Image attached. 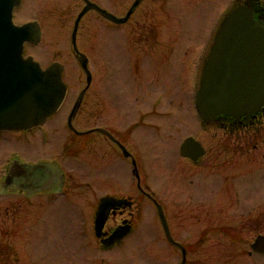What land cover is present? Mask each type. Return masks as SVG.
<instances>
[{"label": "flooded vegetation", "instance_id": "flooded-vegetation-1", "mask_svg": "<svg viewBox=\"0 0 264 264\" xmlns=\"http://www.w3.org/2000/svg\"><path fill=\"white\" fill-rule=\"evenodd\" d=\"M81 1L71 45L75 22L85 6ZM135 1L121 5L110 0V11L99 6L118 19L129 14L124 23H112L91 10L76 32L77 45L83 21L92 13L110 29L123 28L124 59L111 47L114 54L108 62L101 49L94 60L87 56V71L79 65V71L70 73L64 67L66 95L58 111L39 127L0 132V139L6 135L12 140V150L0 147V221L34 223L53 211L79 224L74 234L88 238L91 254L119 250L125 239L146 235L156 239L158 264H264V254L252 248L264 236L259 213L254 209L235 215L226 209L228 201L239 204L238 184L259 169L255 166L258 136L249 133H257L264 122V105L256 115L240 119L220 116L210 123L199 119L200 125L217 124L228 133L215 142L209 135L208 146L189 134L173 150L176 136L169 140L165 135L170 122L165 124L169 112L163 108H195L203 69L224 19L246 6L255 20L264 23V0H143L133 8ZM99 28L97 24L94 29L97 45ZM116 66L130 82L128 104L105 86L106 75ZM187 138L202 149L201 155L193 153L195 159L181 154ZM154 170L158 181L149 183L148 172ZM127 173L130 183L122 180ZM103 198L122 203L109 209L101 231L104 236L98 239L95 217ZM213 205L218 208L215 212ZM148 208L155 212V232L144 229ZM117 229L126 235L104 247L101 241ZM22 233L0 231V258L13 248L4 239Z\"/></svg>", "mask_w": 264, "mask_h": 264}, {"label": "rangeland", "instance_id": "rangeland-1", "mask_svg": "<svg viewBox=\"0 0 264 264\" xmlns=\"http://www.w3.org/2000/svg\"><path fill=\"white\" fill-rule=\"evenodd\" d=\"M91 1L106 10L110 11L112 9L110 0ZM118 2L123 5L126 2H131V0H118ZM82 6L83 2L81 0H23L21 6L14 12V23L19 25L30 21H38L42 28L40 43L36 46L26 45L25 56L33 57L42 68L48 67L53 62H59L65 67L67 72L75 73L79 71L80 67L70 44V33L73 21ZM179 6L180 10L183 11L184 6L182 4ZM118 15L123 14L119 12ZM83 23L84 25L80 30V39L77 42L78 51H83L90 60H94L98 53L97 49H101L103 59L108 62L114 54L112 51L110 52L112 47V49H116L117 53H120V56H123L121 59H124V54L122 55L121 51L122 44H120L123 28L110 29L105 22L96 19L93 13L85 18ZM97 24L100 27L98 45L94 40V29ZM189 24L190 19L187 25ZM115 59L116 56L114 61ZM119 60L120 57L117 61L119 62ZM73 80L75 81V79ZM105 86L109 87V90L121 102L125 101L128 104L127 93L130 82L128 78L123 77L117 66L113 68L110 74L106 75ZM71 87H73V90L78 89L75 83ZM153 94L151 93L150 96ZM163 108L169 112V117L165 119V124L167 123L166 120L170 122V129H167L165 135L169 136V140H171L172 136H176L175 143L172 144V150L175 149L178 140L189 134L200 137L204 146H208L209 135L212 136L215 142L218 138L228 133L217 124L210 126L200 125L193 106L181 111H178L176 107V110L173 109L174 107L163 106ZM176 127L179 129L178 133L174 130ZM87 128H91V126ZM259 128L257 133H249L251 136H258L259 148L256 150L255 159L259 160V163L255 164V166L259 167V169L255 174L250 175L249 178L238 184L240 185L237 187L239 188V204L236 206L234 204L230 205V201H228L226 209L235 215H247V212H253L255 209V212L259 213L261 231H264V122L261 123ZM1 137L3 139H0V141L4 142L0 147L3 146V150L6 152L12 150V144L9 143L12 140L7 138L8 136L6 135ZM154 171L152 174L148 172L149 183L158 181L157 172L156 170ZM102 179L103 177H101ZM122 180L129 183L132 181L129 173L122 175ZM217 209L213 205V211L215 212ZM145 215L147 218L143 224L144 229L157 231L158 224L155 212L148 208L145 211ZM78 225L76 222L60 218V215H56L53 211L50 215L34 223H18L15 225L10 219L4 218L0 221V231L15 230L23 233L19 236L15 235L13 238L6 237L4 239V242L10 243L13 248L4 252L5 255L0 258V264H17V262L23 264H27V262L30 264H158V248L155 238L146 235L143 237L133 236L125 239L119 250L116 248L105 252L96 251L91 254L86 247L88 238L85 237L82 240L74 234ZM81 245L85 246L84 250L80 248Z\"/></svg>", "mask_w": 264, "mask_h": 264}, {"label": "water", "instance_id": "water-1", "mask_svg": "<svg viewBox=\"0 0 264 264\" xmlns=\"http://www.w3.org/2000/svg\"><path fill=\"white\" fill-rule=\"evenodd\" d=\"M22 0H0V131L30 130L43 124L60 108L66 95L62 82L63 66L53 63L42 69L31 56L24 58V45L40 42L38 23L17 26L13 23V11ZM141 1L136 0L133 8ZM85 7L77 17L72 33V46L76 59L87 71V59L76 47V32L85 13L95 11L115 24L124 23L129 14L118 19L96 4L84 0ZM89 78V76H88ZM80 103L78 99L70 121ZM200 119L206 123L217 116L235 119L256 115L264 105V23L254 19L246 6L231 12L218 31L209 58L204 67L200 87L195 96ZM199 143L186 139L181 146L184 157L195 159L201 155ZM122 201L103 198L95 218L97 238L109 209ZM126 234L117 229L108 239L102 240L106 247L120 241ZM264 254V236L252 245Z\"/></svg>", "mask_w": 264, "mask_h": 264}]
</instances>
